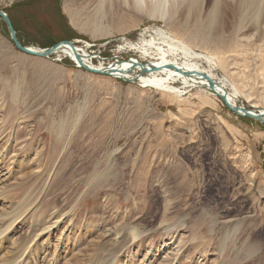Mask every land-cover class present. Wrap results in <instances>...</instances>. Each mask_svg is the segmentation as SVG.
Masks as SVG:
<instances>
[{
    "label": "rangeland",
    "instance_id": "rangeland-1",
    "mask_svg": "<svg viewBox=\"0 0 264 264\" xmlns=\"http://www.w3.org/2000/svg\"><path fill=\"white\" fill-rule=\"evenodd\" d=\"M214 2L185 29L137 0H0V11L22 45L73 42L106 68L139 58L130 46L162 30L210 60L200 65L238 89V107L262 111L264 0H222L204 45ZM70 59L22 53L0 17V262L106 264L124 247L116 264H264V121L202 86L177 82L173 98ZM129 229L140 235L130 244Z\"/></svg>",
    "mask_w": 264,
    "mask_h": 264
},
{
    "label": "bare ground",
    "instance_id": "bare-ground-1",
    "mask_svg": "<svg viewBox=\"0 0 264 264\" xmlns=\"http://www.w3.org/2000/svg\"><path fill=\"white\" fill-rule=\"evenodd\" d=\"M69 1H70V6H74L75 3H77L79 0H69ZM137 2L139 3L138 5L143 10L148 11L150 16L155 18H160V20L161 19L165 20L164 22L166 21L170 22L175 16L177 17L178 15L181 18L178 26H180V28L183 29H185L186 27L185 25L187 23L183 24L182 22L186 20V17L188 15L192 16L195 23L200 21L202 9L205 6L204 4L205 0H152V1L137 0ZM235 9L237 10L236 5H235ZM226 10H227V6L222 7V0H215L213 8L211 9L210 13L207 15L206 19L203 21L202 24V28L205 29L204 30L205 32H203L202 37L197 35L198 37L201 38L204 45L205 44L209 45L210 42H214L213 39L217 36V33L219 32V29L223 24V19L226 16ZM240 10L241 12H244L243 6L241 4H239V11ZM260 14H264L263 8L260 10ZM71 20L72 23L76 25V16L72 13V11H71ZM153 35H155V37L151 38L150 40H147V38L142 39L137 44H133L130 46L133 53H135L136 55L140 54L139 58H134V60L128 62H121L118 64H114L107 68L104 67V65L96 66L93 62V60L96 59V57H93L94 54L89 53V51L85 49V47L80 48L79 45H76L73 42H71L72 45H68L65 42L61 43L62 45L58 47L56 50H54L53 53L50 54L48 57H50L51 55L68 56L73 60L74 64H76L77 67L79 68L82 69L89 68L93 71L100 72V74H104V72L105 73L107 72L109 76L116 79L118 78L121 80H128L130 82L137 81L140 82L145 87L151 86L153 87V89L156 88L157 90L163 93H167L173 96V98L183 96L181 91L182 89L176 87L175 83L177 82H181V84L185 88L187 87L188 89L190 87L202 86L203 89L204 88L208 89L210 92L214 93L215 96L218 97L224 96L228 100L231 107L233 108L237 107L239 109L237 113L238 115L240 114L243 115L245 111H248L246 109L243 111L242 107H238L237 99L239 95H241V93L238 91L236 87L232 86L226 80H220L217 82V79L212 70V66H210V70H207L200 65V62L202 63L203 60L206 61L208 64H211L210 60L206 59L205 57H202L200 54H197L194 50L190 48L183 47L180 50L179 48L180 46H178L179 44L177 42H174L175 40L172 39L171 37L166 36V34L162 30L155 31ZM165 47L168 48L165 49ZM28 48L29 50L38 53H43L45 52V49H47V48L38 49L35 47H28ZM229 87L232 88L233 91L232 93L228 92ZM248 114L252 115L253 119L264 121V110L260 111L259 109L256 110L255 108L254 110L248 111ZM6 216L7 215H5V217ZM48 225L50 224L48 223ZM50 230H52L51 226H48L46 228L44 227L42 228L41 234L45 235L49 233ZM128 231L129 234L127 235L128 236L130 235L129 236L130 237L129 244H130V242L132 241V233H134L135 230H133L132 232V230L129 229ZM115 235H116L115 239L118 240L120 238L119 236L120 234H115ZM133 235L135 236V239H138L140 237V235L138 234L136 235L135 233ZM2 239H3V233H1L0 235V241ZM118 244L120 243L117 242V245ZM224 244L225 242L222 241L221 250L222 249L224 250V248L226 247V246L224 247ZM123 249L124 247L113 252L110 251L109 253L110 259L107 260L108 262H106V264L107 263L116 264L119 258V252H122ZM42 250L40 251L43 252ZM0 264H29V260L27 259V257L25 258L22 255H20L16 261L15 260L7 261V262L1 261Z\"/></svg>",
    "mask_w": 264,
    "mask_h": 264
},
{
    "label": "water",
    "instance_id": "water-1",
    "mask_svg": "<svg viewBox=\"0 0 264 264\" xmlns=\"http://www.w3.org/2000/svg\"><path fill=\"white\" fill-rule=\"evenodd\" d=\"M0 17L3 18V20L5 21L8 29H9V32H10V39L11 41L13 42V44L15 45V47L21 51L22 53L24 54H28V55H32V56H36V57H41V58H45V57H48L50 54L53 53L54 50H56L58 47H60L62 44L60 43H57L55 46H52L51 48H47L45 49V52L43 53H38V52H33L31 50H29V48L27 46H23L20 41L18 40V37H17V33L12 25V22L10 21V19L8 18V16L6 14H4L3 12L0 11ZM61 43H64V42H61ZM67 43L68 45H72L71 42H65ZM86 70L88 71H91V72H95V73H100V72H97V71H93L89 68H85ZM107 73V72H106ZM104 72V74H106ZM106 75H109L108 73ZM128 81V80H126ZM220 98L225 102V104L231 109L233 110L236 114L238 113L239 109L237 107H231V105L229 104L228 100L224 97V96H220ZM245 109H243L244 111ZM239 116H242V117H253L252 115H249L248 114V111H245L244 114H240Z\"/></svg>",
    "mask_w": 264,
    "mask_h": 264
},
{
    "label": "built area",
    "instance_id": "built-area-1",
    "mask_svg": "<svg viewBox=\"0 0 264 264\" xmlns=\"http://www.w3.org/2000/svg\"><path fill=\"white\" fill-rule=\"evenodd\" d=\"M91 49V48H90ZM90 53H93V54H95V56L98 54V56H96V58H98V59H100V53H97L96 54V52L95 51H93V52H91L90 51ZM66 59V58H65ZM71 60V62H73V60L72 59H70ZM92 61V60H91ZM74 63V62H73ZM76 65V64H75ZM76 67H77V65H76Z\"/></svg>",
    "mask_w": 264,
    "mask_h": 264
},
{
    "label": "trees",
    "instance_id": "trees-1",
    "mask_svg": "<svg viewBox=\"0 0 264 264\" xmlns=\"http://www.w3.org/2000/svg\"><path fill=\"white\" fill-rule=\"evenodd\" d=\"M13 26H14V29L16 30V32H18V29H17V27L13 24ZM19 38V37H18ZM21 41V40H20ZM54 44H56V43H54ZM53 44V45H54ZM23 46H25V45H23ZM49 46H51L50 44H49Z\"/></svg>",
    "mask_w": 264,
    "mask_h": 264
}]
</instances>
